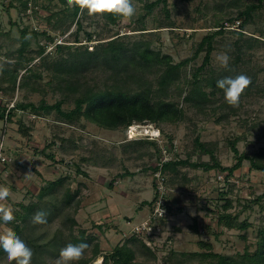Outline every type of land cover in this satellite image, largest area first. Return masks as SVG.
<instances>
[{
  "label": "rangeland",
  "instance_id": "1",
  "mask_svg": "<svg viewBox=\"0 0 264 264\" xmlns=\"http://www.w3.org/2000/svg\"><path fill=\"white\" fill-rule=\"evenodd\" d=\"M73 1L68 0L70 5ZM156 1L131 0L136 9L135 15L130 20L121 19L116 23L109 22L106 15L90 14L84 8L78 18L82 24L81 30H78L75 24L69 32H63L54 27V19L48 23L50 16L63 9L60 1L0 0V33L7 35L0 36V45H3L0 50V66L2 63L16 62L10 53H15L20 47L21 30L24 27L39 32L46 31L54 38L52 43L47 37L40 36L37 41L31 39L30 51L33 52L31 56H36L35 52L40 46L45 47L46 53L43 58L36 57L27 63L25 68L20 69L15 91L9 89L7 92L6 88L11 84L0 81V90L7 92L1 94L0 91L3 99L1 102L13 113L11 119L8 114L3 120L4 126L5 122L8 125L6 131L2 130L0 119V139H3L8 149L10 147L18 153L11 154L10 149L8 150L13 162L0 172V190L9 193V199L0 203V207L6 208L14 217L11 225L0 224V237L12 232L25 240L33 251L31 264H56L60 250L68 243H72L71 224L67 220L71 214L79 222L78 226L74 227L76 238L81 237L82 231L88 236L99 237L102 256L95 262L102 264L103 256L114 250L121 241V236L117 238L112 232L107 234L102 229L96 231L97 226L93 225V220L100 222L99 218L107 209L103 203H110L109 197L117 191L119 192L116 194L117 202H121L122 205L121 208L120 205L119 208L117 204L116 206L118 210H122L120 213L122 216L131 209L132 205L129 203L131 198L139 201L138 205L144 200L151 202L152 192H155V173L149 166L157 165L158 155L163 158L162 153H159L162 148L169 150L175 158L189 159L193 163L212 164L210 155L196 146L195 142L199 137L207 148L214 150L218 162L224 167H232L237 163L232 149L233 143H236L241 154L249 156L260 154L257 161L264 164V0L261 3L262 7L254 11L251 21L245 25L243 36L237 32L243 22V18H239L240 13L252 4H259L260 0H168L166 5L161 3L149 14L146 6ZM26 2L28 5L25 7ZM229 19L235 21L229 23ZM227 22L229 26H226ZM222 24L225 25V31L215 35L211 61L202 71L199 80L210 77L216 79L225 76L236 77L241 74L248 76L251 82L242 92L239 105L235 107L229 105L224 94L212 87L204 89L208 93L209 103L195 107L193 103L186 102L185 98L191 90L190 82L198 68L202 66L206 54L201 52L183 67L181 80L173 84L167 94L161 93L162 95L156 96L158 101L174 102L185 114L184 120L176 124H156L162 131V141L157 142L158 146L151 143L132 146V142L144 140H129L127 131L123 128L119 130L100 128L84 118L70 123L60 119L56 112L44 115L31 125L29 120L35 118L34 114L14 110L18 103L32 102L38 105L44 99L49 104H55L62 98L59 93L52 90V86L58 81V75L53 70H47V65H43V62L52 64L56 58L62 56L56 52L57 45L79 47L87 44L90 50H95L100 44L106 45L123 36L117 39L121 44L132 47L138 42L143 44L150 42L154 50L170 56L173 64H179L192 58L203 38L218 32ZM89 34L92 35L91 42L87 41ZM76 36L79 42H76ZM225 53L230 57L227 68H224L218 59ZM162 73V71H154L153 74L143 73L146 83L144 87L151 85L154 91L159 90L158 77ZM32 74L42 76L31 77ZM83 74L81 83L85 87L92 86L97 90L112 84L111 72L107 69ZM122 78L125 79H121L120 83L126 90L140 87V83L126 79V75ZM213 92H216L215 95L211 94ZM73 108L72 100L63 105L65 110ZM145 123L154 124L153 122L143 124ZM87 155H94L99 162L109 163V166L82 164L81 158ZM17 156H24L28 168L20 170L14 168V159ZM79 166L87 176L77 172ZM30 167L36 168V173H33ZM44 167L46 170L48 167L54 168V171H46ZM11 168L14 175L15 170L22 173L19 181L16 175L13 176L14 190L10 185L13 181L6 178V173ZM96 168L102 170L97 171ZM16 174L19 176V173ZM35 174L39 179L35 182L37 187L31 191L29 186L34 183ZM227 174L216 169L204 171L188 166L179 167L175 173L166 172L171 221L164 228L163 237H159L161 240L158 244L166 243V247L154 253L157 257L156 264L180 262L182 259L180 256L177 261L170 262L172 258L169 256L172 251L207 252L201 248V242L211 244L213 250L211 252L214 254L236 257L247 251L256 253L260 247L259 241L263 238L261 231L264 230V173L251 169L250 162L244 161L241 168L235 170L228 179L225 178ZM61 178L66 183L51 185ZM23 184L26 186L23 187ZM42 188H45L47 193L44 197L40 195L39 198ZM76 193L78 194L76 199L68 205L66 199L69 195L75 196ZM126 194L130 200L121 197ZM227 199L233 201L228 213L231 214L234 228L225 225L219 227L217 224L216 213L223 211ZM31 203L38 204L35 213L43 211L47 214L48 223L34 224L32 217L25 223L21 221L20 215L23 212L18 204L27 206ZM76 208L78 209L74 216L73 211ZM152 211V205L150 208L145 206L141 212L142 218H135L129 238L133 237L132 231L135 227L143 228L146 225ZM131 212L125 216H132L134 211ZM194 223L198 224L197 230L192 228ZM15 226H20L21 232L15 233L13 231ZM99 233L106 234L100 236ZM134 243L132 245L138 246L136 261L144 262L145 255L140 243ZM38 245L43 247L36 254ZM144 246L147 247L146 244ZM88 252L90 254L87 256L91 255V249ZM0 262L8 264L2 254Z\"/></svg>",
  "mask_w": 264,
  "mask_h": 264
},
{
  "label": "trees",
  "instance_id": "2",
  "mask_svg": "<svg viewBox=\"0 0 264 264\" xmlns=\"http://www.w3.org/2000/svg\"><path fill=\"white\" fill-rule=\"evenodd\" d=\"M64 6L62 10L54 13L48 19V23L54 19V27L62 30L63 32H69L73 25L78 26V30H81L82 24L79 22L78 18L83 13L81 7L77 4V0L73 1V4L70 5L68 0H58ZM262 1L260 0L259 4L250 5L245 11L240 13L239 18H243V22L240 26V30H238V34L243 36V30L245 29V25L251 21L253 17L254 11L260 9L262 7ZM168 0H157L146 6L149 14L152 13L153 9L158 5L163 3L166 5ZM28 3L26 2L24 6L26 7ZM27 9V8H26ZM61 13V14H59ZM106 18L111 23H116L122 18L113 16L111 14H107ZM234 19H229V23L234 22ZM225 25L222 24L218 32L207 35L203 38L199 47L195 53V55L186 59L179 64H173L172 58L168 55L162 54L161 51H156L151 47V43H135L132 47H127L121 44L117 39H114L108 42L106 45L100 44L97 49L90 50L87 44H83L79 47H74L71 45H57L56 52L61 54L62 56L56 58L52 64L43 62V65L46 66L47 70H53L58 75V81L55 86H52V90L59 93L61 95V99L57 101L55 104H49L46 100H41V102L36 105L32 102L27 104H17L14 110H18L20 112H29L34 114L35 118H31L29 120L30 124L36 123L39 119H42L44 115H49L52 112H56L59 115L60 119L66 120L70 123L80 120V118H84L90 123L96 124L100 128L109 129V130H119L123 128L125 131L138 122L140 124L144 122H153L155 125L160 123L167 124H176L177 122H181L184 120V111L179 109L178 106L174 102H169L166 100L156 99V96H160L163 94H167L168 90L173 84L178 83L181 80V71L185 65L195 59L201 52H205V57L203 60V64L198 68L197 72L193 75V80L190 82L191 90L185 98L186 102L193 103L195 107L201 106L202 104H207L210 102L208 98V93L204 90L205 88L212 87L215 91H220L224 94L222 89H219L216 86V81L221 79L216 78H208L204 80H199V77L204 70V68L210 63L211 55L214 51L213 40L216 34L224 33ZM48 32L43 31L39 32L37 30H33L30 27H24L21 30V38H20V47L16 50L15 53H10L12 59H16L14 64L10 63H2L0 66V81L1 83H10V87L6 88V91L9 92L15 91L17 81L19 78L20 69L26 67V64L32 62L36 57L43 58V55L46 53L45 47L40 46L39 50L35 52L36 56H31L33 52L30 51L31 48V39H35L36 41L39 37H47L49 41L54 42V38H52ZM5 33L1 32L0 36H6ZM88 42L92 41V35L89 34L87 38ZM78 38L76 36V42ZM3 48V45H0V50ZM103 49V50H101ZM15 54H17L15 56ZM64 55V56H63ZM49 64V65H48ZM52 65V66H50ZM103 66V67H101ZM105 66V67H104ZM103 69H106L111 72L112 84L110 86H105L103 88H99L96 90L92 86H86L81 83V79L84 77L83 73ZM157 69V70H156ZM159 69V70H158ZM154 71H162V74H159L158 84L159 90L154 91L151 88V85H146L145 78L143 77V73L151 72L153 74ZM126 75V79H129L133 82L140 83V87L138 89H128L121 85V79ZM42 75L32 74L31 77L41 78ZM23 79V76H22ZM126 90V91H125ZM1 94L7 92L4 90H0ZM216 92L211 93L215 95ZM3 97V96H2ZM4 98V97H3ZM74 103V108L71 110L63 109V105L71 101ZM157 100V101H156ZM3 99L0 98V119L4 120L5 117L9 114V119L12 117V110L8 109V106H3ZM8 112V113H7ZM12 113V114H11ZM157 126V125H156ZM30 127V126H29ZM159 127V126H157ZM151 143L154 146H158L156 142L150 141H134L132 142V146H143V144ZM196 146L199 150L204 153L210 155L213 163H193L190 162L189 159L182 160L179 158H175L174 155L168 150V154L170 160L168 162L162 163V156L158 155V163L156 166H149L152 168L154 173L161 170L165 176L166 172H178L179 167H191L194 169H203L204 171H210L212 169L218 170V172H227L225 178H229L232 176L233 172L243 165L244 161H249L251 169L262 171L264 173V164L258 163L257 156H249L245 153L241 154L237 149L236 143L232 144L233 152L236 155L237 163L232 167H224L218 162L214 150L207 148V145L200 141L199 137L196 139ZM162 149L159 150L161 154ZM163 155V153H162ZM52 158L51 156H49ZM97 157L94 155H87L81 158V163L84 165H92L98 167H104V165L109 166V163L102 164L99 162ZM79 174H84L87 176V173L81 170L79 166L77 169ZM56 183H66L64 179H59L56 182H52L51 185L55 186ZM156 184H154V188ZM51 191V188H50ZM45 188H42L39 192V198L41 196L44 197L46 194ZM41 195V196H40ZM69 195V194H68ZM75 196L69 195L66 199V203L71 205L72 201L76 199L77 193ZM157 193H154V198L156 199ZM154 200V199H153ZM153 200L151 202H143V205L153 206ZM79 203V201H76ZM233 201L228 200L226 204L223 206V211H217L216 218L218 226L225 225L226 227H235V224L232 222L231 214L228 213V210L232 208ZM18 207L22 209V214L20 215V219L23 223L27 222L29 218H31L35 210L38 208V204L31 203L29 205L18 204ZM76 208L74 212V216L77 213ZM171 210L169 206V211ZM153 214V211L151 212ZM56 216V215H55ZM71 227V242L73 244H78L81 242H86L89 247L85 249L84 255L81 259L75 264H96L97 258L102 256V250L100 248V244L98 241V236H88L85 231H82V235L79 238L74 236V227L78 226L77 220L71 214L69 218ZM169 221L161 220L160 225H164ZM194 230L198 229V224L194 223ZM242 228V226H241ZM15 233L21 232L20 226H15ZM263 238L259 241V248L256 250L255 254L247 251L243 254H238L235 256H228L222 254H214L211 248V244L206 242H201L200 246L204 251L207 252H174L172 251L169 258L171 260L177 261L178 257H182L180 262H175L176 264H264V230L261 231ZM137 237V235L125 240L122 244L117 245L114 250L109 254L103 256L104 261L102 264H156L157 261L156 253L165 249V244H161V247H158L155 251L151 248H147L144 246V242ZM134 242L140 243V248L143 251L144 262L136 261V250L138 246L132 245ZM43 247L42 245H38L36 248V254L39 249ZM91 249V255L88 251ZM155 253V254H154ZM111 259V260H110ZM111 261V262H110ZM174 263V264H175Z\"/></svg>",
  "mask_w": 264,
  "mask_h": 264
},
{
  "label": "clouds",
  "instance_id": "3",
  "mask_svg": "<svg viewBox=\"0 0 264 264\" xmlns=\"http://www.w3.org/2000/svg\"><path fill=\"white\" fill-rule=\"evenodd\" d=\"M77 4L81 9L86 8L90 14H111L125 20H130L136 13V9L131 0H77ZM218 59L224 68L228 67L230 57L226 53L219 56ZM250 82L248 76L241 74L236 77L225 76L216 81V86L223 90L226 102L235 107L239 105L241 94ZM7 126L8 125H5V128ZM138 140L150 141L146 139ZM6 147L7 150H9L8 146ZM8 199L9 193L0 190V203H3ZM13 222L14 217L10 212L6 208L0 207V224L11 225ZM32 222L40 225L48 223L47 214L43 211H37L32 216ZM88 247L89 245L86 242L78 244L68 243L60 250L59 256L56 258V264H75V262L81 259L85 253V249ZM0 254L3 255L8 264H12L13 261L15 264H31L33 257V251L27 246L25 240L12 232H8L3 237H0ZM0 264H2V262H0Z\"/></svg>",
  "mask_w": 264,
  "mask_h": 264
},
{
  "label": "built area",
  "instance_id": "4",
  "mask_svg": "<svg viewBox=\"0 0 264 264\" xmlns=\"http://www.w3.org/2000/svg\"><path fill=\"white\" fill-rule=\"evenodd\" d=\"M229 26V23H226ZM225 28V27H224ZM1 98V96H0ZM5 125L7 123L5 122ZM162 132L154 124H133L128 128V138L133 139H146L150 141L161 142ZM163 158L162 163L170 160L169 152L167 149L162 148ZM13 162L12 157L8 154L7 147L5 146L3 139L0 140V172L8 168ZM156 187L155 193H157L156 199L153 200V214L151 218L143 228L135 227L132 231L133 236L137 235L149 248L155 251L161 244L158 241L159 237H163L164 225H160V221L170 219L169 202H168V189H167V177L159 170L154 174Z\"/></svg>",
  "mask_w": 264,
  "mask_h": 264
},
{
  "label": "crops",
  "instance_id": "5",
  "mask_svg": "<svg viewBox=\"0 0 264 264\" xmlns=\"http://www.w3.org/2000/svg\"><path fill=\"white\" fill-rule=\"evenodd\" d=\"M4 121L3 120H1V124H2V130L3 131H6V128H5V126H4ZM10 132V131H9ZM8 137H9V135H8ZM7 138V137H6ZM9 149H10V151H11V154H17L18 155V153H17V151L16 150H14V149H12V148H10L9 147ZM9 151V152H10ZM24 157V156H23ZM23 157H21V156H17V157H15V159H14V168H18V170H20V168H28V165H26V164H28L27 163V161H25V159L23 158ZM21 158H23V160L24 161H22V159ZM22 161V162H21ZM38 165V164H37ZM35 166V165H34ZM30 169L33 171V173H36V168H32V167H30ZM44 169H45V167H44ZM54 168H49L48 167V171H51V170H53ZM97 169H99V170H102V168H96V170ZM10 170V169H9ZM46 170V169H45ZM46 170V171H47ZM99 170H97V171H99ZM54 171V170H53ZM12 173H14L13 172V168H11V170L9 171V172H7L6 174H7V176H6V178H9V179H11V181H13V183H11L10 185H12V187H11V189H13L14 190V187H15V183H14V180H15V178L13 177V176H17L18 177V180L17 181H19V177H21L22 176V173H20V172H17V170H15V175L14 174H12ZM16 173H19V176L16 174ZM41 173V172H40ZM36 175L37 174H35V178H34V183H32V185L31 186H29V190H31L32 188H34V187H37L36 186V184L37 183H35L36 182V179H39L38 178V176L36 177ZM26 177H28V176H26ZM29 178V177H28ZM27 178V179H28ZM21 180V179H20ZM29 181H30V178H29ZM104 185L106 184V181L104 180ZM24 186H26L25 184H23V187ZM28 188V187H27ZM36 190V189H35ZM32 191V190H31ZM116 194H119V192L117 191V192H114V194H113V196H111V197H109L110 198V203H103V205H105L106 207H107V209H105L104 211L106 212V213H102V214H104L103 216H101L99 219H101L100 220V222L98 221V222H95V220H93V225H96L97 227H96V231H98L99 229H102V231L103 232H106L107 234H109V233H111L112 232V235L114 234L117 238H119L120 236H121V241L120 242H118L117 243V245H119V244H122L123 242H125V240H128L129 239V234H130V231H131V228H132V226H133V224H135V218H142L141 216H142V214H141V212H142V210H144L145 209V206L146 205H143L142 203L143 202H149L148 200L146 201V200H144L140 205H138L140 202L139 201H136V199H132L131 198V201H129V203L132 205V207H131V209H129V212L127 211V213H132L131 211H134L133 212V214H132V216H125L127 213L126 212H124V213H126L124 216H122V214H120L121 212H122V210L120 209V210H118L117 209V206H116V204L118 205V208H119V205H120V208H121V202H117V200H118V198L116 197ZM129 194V193H128ZM128 194H126V195H122L121 197L122 198H125V200L126 199H128V200H130L129 198L130 197H128ZM129 196H130V194H129ZM104 197V196H103ZM153 197H154V193L152 192V196H151V200L150 201H152V199H153ZM107 200V199H106ZM120 201V200H119ZM104 202V201H103ZM135 204V205H134ZM94 205H96V204H94ZM94 205H92V206H94ZM136 206V208H134ZM112 207V208H111ZM148 208H150V206H148ZM111 209V210H110ZM150 210V209H149ZM138 216V217H137ZM144 217H145V215H144ZM169 221H171V220H169ZM79 223V222H78ZM96 223V224H95ZM171 224V223H170ZM131 225V226H130ZM99 232V231H98ZM106 233H103V234H106ZM103 234H101V233H99V235L100 236H102ZM104 236V235H103ZM116 245V246H117Z\"/></svg>",
  "mask_w": 264,
  "mask_h": 264
}]
</instances>
